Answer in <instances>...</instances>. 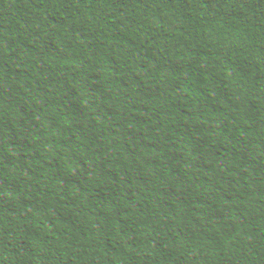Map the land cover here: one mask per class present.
<instances>
[{"label": "trees", "instance_id": "16d2710c", "mask_svg": "<svg viewBox=\"0 0 264 264\" xmlns=\"http://www.w3.org/2000/svg\"><path fill=\"white\" fill-rule=\"evenodd\" d=\"M0 264H264V0H0Z\"/></svg>", "mask_w": 264, "mask_h": 264}]
</instances>
